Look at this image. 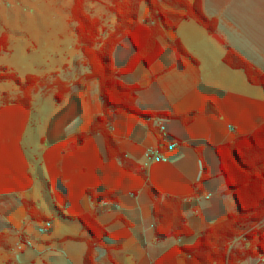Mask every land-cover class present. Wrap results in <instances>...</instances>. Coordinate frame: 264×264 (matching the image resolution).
I'll return each instance as SVG.
<instances>
[{"label":"crops","instance_id":"1","mask_svg":"<svg viewBox=\"0 0 264 264\" xmlns=\"http://www.w3.org/2000/svg\"><path fill=\"white\" fill-rule=\"evenodd\" d=\"M202 2L205 14L218 20L217 34L225 43L196 22L184 21L160 40L164 53L151 67L141 63L121 77L141 86L136 102L140 110L193 117L188 124L173 118L158 120L169 134L164 142L148 119L130 113L115 116L110 129L137 168L129 170L119 160L107 159L100 133L74 145L79 135L90 132L103 107L100 81L85 79L89 68L80 56L75 67L83 65V71L71 74L68 66V74L58 76L76 85L61 102L48 100L44 84L39 100L33 93L31 109L0 104V232L18 237L20 262L83 264L91 235L75 218L95 209L89 189L109 190L117 198L98 207V221L108 235L96 248L97 264H184L182 246L193 245L206 229L238 211L216 149L264 123V89L251 85L243 71L229 68L223 58L231 47L264 71V0ZM146 16L147 12L142 21ZM105 26L108 32L115 24ZM176 38L198 64L170 47ZM134 53L131 41L123 40L113 55L115 67H125ZM170 141L179 142L172 152L167 151ZM150 148L160 149L166 160L147 162ZM138 168L145 170L160 193L183 199L182 211L193 236L156 238L148 182ZM25 199L35 202L52 225L55 213L60 219L48 233L38 232L36 244L28 228L44 222L29 216ZM45 237L49 239L43 241ZM67 237L83 241H65ZM1 246L10 248L5 241Z\"/></svg>","mask_w":264,"mask_h":264},{"label":"trees","instance_id":"2","mask_svg":"<svg viewBox=\"0 0 264 264\" xmlns=\"http://www.w3.org/2000/svg\"><path fill=\"white\" fill-rule=\"evenodd\" d=\"M143 4L147 9L144 21L140 16ZM109 10L115 15L116 24L107 32L104 20L86 11L84 0H75L71 9V21L76 23L77 48L89 68L85 79H99L103 106L102 114L95 120L90 132L79 135L74 145H81L94 134L100 133L107 159H117L131 170L137 166L120 149L110 129L115 116L130 113L148 119L152 128L160 119L173 118L188 124L193 117L140 110L136 102L141 86L127 84L121 77L133 73L141 63L151 67L164 53L160 40L165 39L166 32L177 31L184 21H194L209 34L215 35L218 20L205 14L202 0H112ZM125 39L131 41L135 53L127 65L119 69L115 67L113 55L116 47ZM169 45L179 55L189 57L195 64L199 63L179 38L170 41ZM8 47V37L3 34L0 37V54L7 52ZM223 62L233 70L243 71L251 85L264 89V71L233 48H227ZM6 81L14 82L21 94L15 100L7 98L3 105L12 103L31 109L33 93L48 80L28 75L23 81L16 73L3 68L0 70V83ZM51 86L57 89L55 100L61 102L76 85L71 86L56 76ZM216 150L230 191L237 201L238 211L230 213L225 221L206 229L193 245L182 246L181 259L184 264H264V123L252 133L218 146ZM140 172L148 182L156 238L162 240L170 234L176 240L193 236V230L187 225L182 211L183 199L160 193L148 181L145 170L140 169ZM87 196L95 209L75 219L91 235L86 241L83 264H97L96 248L108 235L107 228L98 221V207L104 202H117V198L109 190L97 192L89 189ZM23 202L34 221L49 220L35 202L26 199ZM5 238L6 235L0 232V245ZM64 240L83 241L78 237Z\"/></svg>","mask_w":264,"mask_h":264},{"label":"rangeland","instance_id":"3","mask_svg":"<svg viewBox=\"0 0 264 264\" xmlns=\"http://www.w3.org/2000/svg\"><path fill=\"white\" fill-rule=\"evenodd\" d=\"M84 1L86 11L92 16L104 20L105 23L116 24V17L109 10L112 0ZM74 2L75 0H0V37L6 34L9 43L8 51L0 54V70L7 68L23 81L28 75L48 80L45 83L46 88L43 85L39 86L35 92L37 100L41 98L44 88L48 100L50 102L54 100L53 96L57 89L51 86L54 82L52 79L67 75L68 66L72 68L71 74L85 69L83 65L75 67L79 56L83 60L85 58L77 48L76 23L71 21ZM146 10V5L143 4L141 18ZM19 93L20 89L14 82L0 83V104ZM52 217L53 225L60 220L56 213ZM38 226L40 224H37V229ZM36 228H28L27 232L34 244L41 237ZM5 235V242L10 248L6 249L0 245V264H44L42 259L37 262H20L17 259L18 237H8L6 232ZM46 239L49 237H45L43 241Z\"/></svg>","mask_w":264,"mask_h":264},{"label":"built area","instance_id":"4","mask_svg":"<svg viewBox=\"0 0 264 264\" xmlns=\"http://www.w3.org/2000/svg\"><path fill=\"white\" fill-rule=\"evenodd\" d=\"M155 132L157 134V136L159 137V139L161 141H168L169 138V134L166 130V127L164 126V124L160 121H157L155 123ZM179 145V142L177 141H170L168 146H167V151L168 152H172L174 151ZM145 159L147 162H151V161H155V162H161V161H165V155L163 154L162 151H160V149L157 148H150L146 151L145 153ZM52 227V223L49 221L44 222L43 224L40 225L38 232L40 234H46L49 232V230ZM21 249V248H20Z\"/></svg>","mask_w":264,"mask_h":264},{"label":"water","instance_id":"5","mask_svg":"<svg viewBox=\"0 0 264 264\" xmlns=\"http://www.w3.org/2000/svg\"><path fill=\"white\" fill-rule=\"evenodd\" d=\"M213 37H214V39H216L217 41H219V42H221V43H223L224 41L222 40V38L218 35V34H215V35H213ZM178 55H179V53H177ZM173 235L172 234H170V235H168L167 237H172Z\"/></svg>","mask_w":264,"mask_h":264}]
</instances>
